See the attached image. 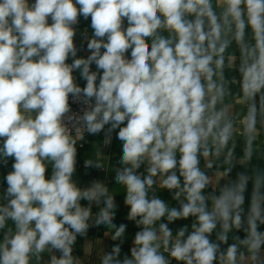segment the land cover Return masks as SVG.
<instances>
[{
	"label": "clouds",
	"instance_id": "9594fccd",
	"mask_svg": "<svg viewBox=\"0 0 264 264\" xmlns=\"http://www.w3.org/2000/svg\"><path fill=\"white\" fill-rule=\"evenodd\" d=\"M81 18L92 30L90 38L82 34L86 57L74 42ZM233 41L243 93L264 102V0H216V7L213 0H0V167L12 162L0 193V264H41L45 252L59 253L50 264H82L73 248L90 227L114 228L113 241L124 236L107 186L73 179L72 133L83 131L104 132L105 145L116 133L123 167L115 182L127 219L140 229L128 254L114 244L100 264H171L162 247L181 264H239L238 244L222 252L210 236L219 224L217 239L226 243L227 232L241 227L248 177L224 185L209 209L210 181L199 167L210 154L209 136L219 145L231 137V122L215 109L223 87L214 77ZM254 129L253 105L247 131ZM154 178L175 190L179 208L149 196ZM94 204L103 207L93 219ZM189 217L192 230L181 227L175 237L163 222ZM262 226L257 180L240 242L252 264H264Z\"/></svg>",
	"mask_w": 264,
	"mask_h": 264
},
{
	"label": "crops",
	"instance_id": "0c3cea01",
	"mask_svg": "<svg viewBox=\"0 0 264 264\" xmlns=\"http://www.w3.org/2000/svg\"><path fill=\"white\" fill-rule=\"evenodd\" d=\"M213 5L216 7V0H213ZM217 11L220 8L217 7ZM87 31L88 37H91L92 30L90 28V20H80L79 26L76 28V36L74 39L78 48L83 44L84 47L78 51V57H86L89 53L86 48L87 41L82 34ZM231 38V34L228 35ZM250 38V33H249ZM224 65L220 73L214 77L218 84L223 87V96L215 105L217 111H222L227 120L232 124V133L228 142L224 145H219L214 142L213 137L209 136L207 145L210 150L208 157H200V165L202 171L209 177V185L205 188L204 194L208 197L207 204L209 209L212 207V197L217 195L220 189L226 185L235 182L238 177L243 174L248 177V183L245 190V202L243 204L242 225L239 229L233 227L227 232V242H221L217 239L221 232V227L218 224L213 231L210 239L220 244V250L226 251L229 245L238 244L239 252L243 253L242 258L239 259V264H252L250 255L246 247L240 242L247 236V214L249 205L251 203L253 189L256 181L259 180V193L264 196V102H262L260 95L254 99H249L245 96L241 87V77L238 71L240 63V50L233 41L224 52ZM70 62V61H69ZM94 67V66H93ZM78 76L79 74L76 73ZM78 83L83 86L84 81L78 80ZM255 106V129L251 133L247 131V117L249 115L250 106ZM107 127V126H106ZM118 131V130H117ZM77 149V164L76 172L73 176L74 181L80 187H87L92 181H101L109 190V194L114 197L115 202V216L113 223L119 227L124 224L125 233L120 240L113 241L111 239L115 229L105 225L92 226L89 228L87 236L77 237L73 248V256L77 257L82 264H100V258L105 252H110L114 244L121 245V256L128 254L130 248L133 246L135 233L140 229L136 226L134 221L127 219L128 207L124 204V189L121 185L116 184L115 175L118 170L122 169L119 163L122 155L121 142L116 138V133L113 132L110 145H105L104 132L96 135H90L86 132L83 137L76 138ZM179 158V153H177ZM86 162L91 163L92 167H86ZM11 161L7 167H0V193L6 188L3 177L11 170ZM99 164L101 167L96 168L94 165ZM210 165V166H208ZM105 169V174L100 175L98 170ZM147 164L141 166L139 169L140 175H147ZM48 175L51 174V167L49 166ZM177 175L179 172L177 171ZM156 184L153 185L149 191V196H156L164 200L169 207H180V201L174 199L175 190L169 191L160 184L159 178ZM183 183V177H181ZM183 201L184 197L181 196ZM4 201H0L3 203ZM186 202V201H185ZM83 203V202H82ZM101 205L92 206L93 219L100 210ZM195 221L194 217L187 219H177L173 222L163 221L168 223L172 231L173 237L176 236L177 231L184 226L188 227L190 232L191 225ZM159 223V222H157ZM11 225V222H9ZM261 230H264L262 226ZM187 235V233H186ZM2 238V237H0ZM161 251L168 257L171 264H181L175 261L164 251ZM52 255L59 256L57 252H45L42 255L41 264H50V257ZM260 258L264 260V249L261 250ZM216 264H221L218 258Z\"/></svg>",
	"mask_w": 264,
	"mask_h": 264
},
{
	"label": "built area",
	"instance_id": "2783aa9c",
	"mask_svg": "<svg viewBox=\"0 0 264 264\" xmlns=\"http://www.w3.org/2000/svg\"><path fill=\"white\" fill-rule=\"evenodd\" d=\"M79 24H80V23H79ZM78 26H79V25H78ZM72 108H73V111H78V110H79V106L76 105V104H73V105H72ZM85 134H86V131H83V133H82V135H81L80 137H83ZM72 135H73V137H76L74 132L72 133ZM105 171H106L105 169L100 168V169L98 170V173H99L100 175H104V174H105ZM166 253L169 254L167 251H166Z\"/></svg>",
	"mask_w": 264,
	"mask_h": 264
}]
</instances>
